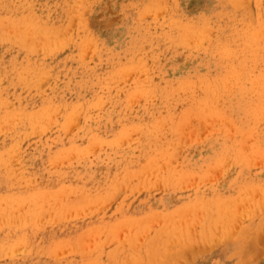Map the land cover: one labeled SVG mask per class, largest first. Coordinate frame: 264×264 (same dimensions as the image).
I'll return each instance as SVG.
<instances>
[{
	"label": "rangeland",
	"instance_id": "rangeland-1",
	"mask_svg": "<svg viewBox=\"0 0 264 264\" xmlns=\"http://www.w3.org/2000/svg\"><path fill=\"white\" fill-rule=\"evenodd\" d=\"M0 264H264V0H0Z\"/></svg>",
	"mask_w": 264,
	"mask_h": 264
},
{
	"label": "bare ground",
	"instance_id": "bare-ground-1",
	"mask_svg": "<svg viewBox=\"0 0 264 264\" xmlns=\"http://www.w3.org/2000/svg\"><path fill=\"white\" fill-rule=\"evenodd\" d=\"M58 5H59V4H58ZM59 6H60V5H59ZM73 7H74V6H73ZM75 9H76V8H75ZM76 10H77V9H76ZM7 12H8V11H7ZM192 16H193V15H192ZM3 18H4V17H3ZM7 18H9V17H7ZM39 19H40V18H39ZM40 20H41V19H40ZM3 21H5V20L3 19ZM70 21H71V20H70ZM188 33H189V32H188ZM17 35H18V34H17ZM22 36H23V35H22ZM220 89H221V88H220ZM215 90H216V89H215ZM218 91H219V90H218ZM213 98H214V96H213ZM215 98H216V96H215ZM232 98H233V97H232ZM219 99H220V98H219ZM209 115H210V114H209ZM214 115H215V114H214ZM210 116H212V118L214 117L212 114H211ZM222 116H223V115H222ZM222 116H221V117H222ZM217 117H218V116H217ZM217 117H216V115H215V117H214L215 120H217ZM225 117L228 118V116H225ZM223 118H224V116H223ZM223 118H222V119H223ZM204 119H205V118H204ZM209 119H211V117H209ZM212 120H213V119H212ZM212 120H211V122L213 123ZM223 120H225V118H224ZM223 120L219 119V121H222V122H225L227 119H226L225 121H223ZM217 121H218V120H217ZM211 122H210V123H211ZM230 122H231V121H230ZM212 123H211V124H212ZM214 123H215V122H214ZM220 123H221V122H220ZM229 124H230V123H229ZM213 125H214V124H213ZM231 125H232V123H231ZM231 125H229V126H231ZM212 128H213V127H212ZM216 130H217V128H216ZM213 131H214V129H213ZM214 132H215V131H214ZM218 220H219V219H218Z\"/></svg>",
	"mask_w": 264,
	"mask_h": 264
}]
</instances>
